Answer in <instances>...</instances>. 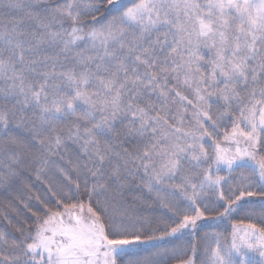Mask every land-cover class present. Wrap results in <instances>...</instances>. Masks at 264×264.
<instances>
[{
	"label": "snow or ice",
	"instance_id": "obj_1",
	"mask_svg": "<svg viewBox=\"0 0 264 264\" xmlns=\"http://www.w3.org/2000/svg\"><path fill=\"white\" fill-rule=\"evenodd\" d=\"M0 196V264H264V0H0Z\"/></svg>",
	"mask_w": 264,
	"mask_h": 264
},
{
	"label": "trees",
	"instance_id": "obj_2",
	"mask_svg": "<svg viewBox=\"0 0 264 264\" xmlns=\"http://www.w3.org/2000/svg\"><path fill=\"white\" fill-rule=\"evenodd\" d=\"M6 202H7L6 198L3 197V196H0V208H3V206H4V204ZM7 211L14 218V221L16 223H23V218L25 216L28 217V223L29 224L32 222V220H34V218L31 217L30 213H27V212H25V210H23L22 206H20V215L19 216H17V214L15 212H12L11 209H7ZM247 222H248V218L245 217L243 214H241L240 217L237 220L233 221V223H238V224H241V225L244 224V223H247ZM229 227H230V225H229ZM0 229L6 230L8 232H11L12 235H14V236H18L19 235V233H16L14 231V229L11 226L7 225V223L5 221H3L2 219H0ZM211 230L212 229H209V231H211ZM172 264H176V261L173 260Z\"/></svg>",
	"mask_w": 264,
	"mask_h": 264
}]
</instances>
